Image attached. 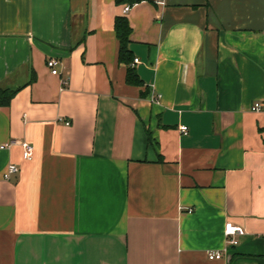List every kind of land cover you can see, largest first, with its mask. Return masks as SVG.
<instances>
[{"label":"crops","instance_id":"crops-1","mask_svg":"<svg viewBox=\"0 0 264 264\" xmlns=\"http://www.w3.org/2000/svg\"><path fill=\"white\" fill-rule=\"evenodd\" d=\"M162 1L0 0V264H264V0Z\"/></svg>","mask_w":264,"mask_h":264},{"label":"built area","instance_id":"built-area-1","mask_svg":"<svg viewBox=\"0 0 264 264\" xmlns=\"http://www.w3.org/2000/svg\"><path fill=\"white\" fill-rule=\"evenodd\" d=\"M162 2H163L162 0H156V3L160 4ZM130 6L131 5H124L123 12H127L130 9ZM133 62L138 63L139 62L138 58H135L133 60ZM57 64H58V61L55 58H49L46 61L47 67L51 70V73H53V74H57V68H56ZM159 99H160V94H157L156 97L152 98V101L157 102ZM251 109L253 111H263L264 112V108L261 107V104L259 102H254L251 106ZM64 124L68 125L70 123H69V121L64 120ZM179 129L182 133H184V134L187 133V127L181 125L179 127ZM13 142L14 141H10L8 143H5V144L1 145L0 148H8L13 144ZM17 142L21 146V149H22V158L26 159V160L31 159L33 156V146L25 140H19ZM17 171H18L17 165H15L13 163L8 164L6 167V171L4 172V178L8 179L12 174L16 173ZM187 211L192 212V209L189 208ZM243 233H244V229L242 227H240L238 225H234L230 222L226 223L224 226V235L226 237V242L228 244H232V245L236 244L237 239L235 238V235H241ZM223 251H224V249H222V250H208V251H206V255H207V258L210 260H218V259L222 258V255H223L222 252Z\"/></svg>","mask_w":264,"mask_h":264},{"label":"trees","instance_id":"trees-1","mask_svg":"<svg viewBox=\"0 0 264 264\" xmlns=\"http://www.w3.org/2000/svg\"><path fill=\"white\" fill-rule=\"evenodd\" d=\"M141 0H115L117 4L128 3L133 4ZM114 29L116 37L119 41V50H118V60L119 62L130 63L132 60V54L128 47L129 44V34L131 27L129 25L128 19L125 16H117L114 20ZM126 80L130 83L139 84L140 80L132 79L133 70L128 68L126 74ZM18 88L2 87L0 86V106L8 105L10 99L15 94Z\"/></svg>","mask_w":264,"mask_h":264}]
</instances>
